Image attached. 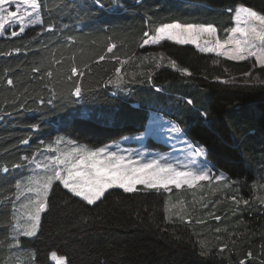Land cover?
Segmentation results:
<instances>
[{"label": "trees", "instance_id": "1", "mask_svg": "<svg viewBox=\"0 0 264 264\" xmlns=\"http://www.w3.org/2000/svg\"><path fill=\"white\" fill-rule=\"evenodd\" d=\"M100 3L103 7L95 0H42L44 24L52 31L36 26L15 38L0 37V264H6L13 248L7 198L14 200L23 174L13 167L20 157L57 135L90 146L118 141L145 130L152 110L179 123L194 144L203 145L215 169L240 184L241 191L230 197L236 194L248 205L219 202L207 224L198 221L199 211L169 220L166 193L156 190L112 189L102 202L88 205L54 187L38 235L21 238V246L34 253V264H52L53 251L67 257L68 264H264V209L253 199L264 173V83L255 80L264 81V70L253 69L250 61L219 58L214 63L217 57L193 46L164 42L140 47L146 17L152 27L174 21L214 24L225 37L224 30L234 24L225 9L248 6L264 13V0ZM111 44L116 47L108 53ZM142 53L151 58L144 75L128 78L123 87L108 83L121 61ZM160 53L164 66L156 68L152 56ZM170 60L192 75L169 67ZM73 63L84 74L69 80ZM249 71L253 75L245 82L243 74ZM76 83L82 87L80 98L71 95ZM25 138L28 144L21 143ZM217 227L223 229L217 232Z\"/></svg>", "mask_w": 264, "mask_h": 264}, {"label": "snow or ice", "instance_id": "2", "mask_svg": "<svg viewBox=\"0 0 264 264\" xmlns=\"http://www.w3.org/2000/svg\"><path fill=\"white\" fill-rule=\"evenodd\" d=\"M95 2L103 7L100 0ZM225 11L232 14L234 23L233 27L224 30L225 39L220 38V30L214 24L174 21L152 27L151 18L146 17L148 27L143 32L140 47L158 46L166 41L177 45H193L199 52L217 57L214 63H218L219 58L234 62L250 61L253 69L258 67L264 70V13L248 6L228 8ZM14 26L19 27L18 31L10 32L12 38L25 33L28 27L40 26L44 31L53 30L52 27H46L44 24L42 0H0V37L5 35L6 28ZM115 47V44H111L107 52L111 53ZM16 51L19 52L20 49ZM152 59L156 68L164 66L163 53L158 57L153 55ZM99 60H104V56H100ZM55 62L62 63L61 60ZM124 63L126 61L120 62L121 66L115 69V78L109 79L108 83L118 86L125 83L121 72ZM168 66L183 74L192 75L187 68H178L175 60H170ZM33 71L39 72L40 69L34 68ZM70 73L69 80L73 77L80 78L84 74L75 63ZM47 75L52 76V72L49 71ZM243 75L246 78L245 82H248L247 78L252 77L253 73L249 71ZM255 80L264 83L259 81L258 76ZM227 82L230 81H225ZM7 84L13 85V80L8 79ZM71 95L76 98L82 96V87L79 83L74 85ZM44 102L43 99L40 100L41 104ZM47 103L51 104L52 100H48ZM187 103L192 104V100H188ZM157 123H159L157 117H153L152 123L143 133L135 137H123L125 141L141 142V149L123 148L119 143L90 146L76 139L57 135L50 142L39 141L38 148L33 154L21 156L20 163L13 167L24 168L30 174L17 180L14 200L7 198L11 202L9 216L11 246H20L22 237L32 238L38 235L41 216L49 209V197L54 187H62L73 197L80 198L88 205H97L112 189H122L125 193L156 190L170 194L173 189H195L201 186L202 182L215 183L218 188L221 185L228 187L238 183L231 181L223 172L216 174L213 171L215 166L210 165L207 159V149L203 145L184 139L183 130L174 124L163 130L169 140L179 141L184 145L182 148L172 145L173 152L178 151L182 155L177 156L173 152L152 153L142 142L145 137L153 135L152 125ZM32 127L38 129L40 126L35 124ZM21 143L28 144L29 139L25 138ZM29 165L33 167L29 168ZM3 171L7 173L9 169L5 167ZM256 198L264 204V197ZM230 199L236 205L249 203L248 200L237 199L236 194ZM215 219L218 221L220 217L216 216ZM216 231L219 232L221 229L217 228ZM226 247V244L222 245L220 251L222 252ZM50 255L57 264H68L65 256H58L55 251ZM252 256V252L249 251L247 259L251 260ZM241 264L246 262L242 260Z\"/></svg>", "mask_w": 264, "mask_h": 264}, {"label": "rangeland", "instance_id": "3", "mask_svg": "<svg viewBox=\"0 0 264 264\" xmlns=\"http://www.w3.org/2000/svg\"><path fill=\"white\" fill-rule=\"evenodd\" d=\"M240 7V6H239ZM234 26V24H233ZM19 26H14L10 28H6V33L4 36L10 35V32L13 30L18 31ZM30 28V27H28ZM27 29V28H26ZM9 33V34H7ZM220 35V34H219ZM221 39H225V37H222L220 35ZM167 42V41H166ZM164 43V42H163ZM173 43V42H171ZM175 44V43H174ZM185 46H193V45H185ZM145 47H156V46H145ZM142 47V48H145ZM195 49L196 47L193 46ZM198 50V49H196ZM199 51V50H198ZM213 55V54H211ZM145 57H148V59H145ZM223 59V58H221ZM126 63L123 65V69H121L122 74L124 75V81L127 82L128 78L138 76V75H144L145 74V66L149 65V62L151 61V58L149 56H145V53H142L141 57L134 56L131 59H126ZM135 63V64H134ZM133 66V67H132ZM129 71H125V69H129ZM125 83L121 84L120 87H123ZM153 117H157L159 123L152 125L154 133L150 137H145V140L142 142L143 145L149 149L152 153H167V152H173L172 145L175 144L176 148H182L184 145L181 144L179 141H171L168 139V136L164 132V128L170 126L171 124L176 125L180 129L183 128V126H180L179 123L176 121L170 120L163 116L160 113H157L156 111H151L149 122L147 124V127L152 123ZM162 118V119H160ZM170 122V123H169ZM163 126V127H161ZM183 130V129H182ZM145 131V130H144ZM144 131L134 133L127 135V137H135L143 133ZM64 136V135H60ZM67 137V136H66ZM126 137V136H124ZM187 135H184V139L187 140ZM192 142V141H191ZM119 143L121 147L123 148H130V149H141L142 145L141 142H137L135 140H129L125 141L123 138H121L118 141H113L107 144H116ZM174 155L180 156L182 155L181 152H173ZM207 159H208V153H207ZM209 161V159H208ZM210 162V161H209ZM210 165H213L210 162ZM33 167L32 165H29V168ZM23 171V174H21V177L19 180H21L23 177H26L30 174V172L26 171L24 168H21ZM213 171L216 172V174H219V172H223L231 181H235L234 179L230 178L228 173L222 170H216L215 167ZM240 192V184H234L230 185L228 187H225L221 185L219 188L215 183L208 184L207 182H202L201 186H198L195 189H180L176 190L173 189L172 193H166V211L167 216L169 220H175L183 218L185 215H191V214H197L201 213L200 216H202V219H198V221H204L209 220L214 216V208L219 204V202H222L224 200H231L230 195L231 193H234L235 191ZM162 192V191H161ZM256 197H264V173L262 177L260 178V181L257 183V187L255 188L253 199ZM23 199V197H22ZM80 199V198H79ZM237 199H241L237 197ZM232 201V200H231ZM233 202V201H232ZM259 203H256L258 206L262 207L264 209V204L258 200ZM243 203H240L239 205H236L237 208ZM244 205V204H243ZM207 208V209H206ZM199 211V212H198ZM43 214V213H42ZM207 224H210V221H208ZM221 229L222 227H217ZM216 228V229H217ZM215 229V230H216ZM223 229V228H222ZM12 253L10 257L8 258L6 264H34L35 258L34 253L30 250H27L23 248L21 245L17 247L12 248ZM50 260L52 264H57L56 261L51 259Z\"/></svg>", "mask_w": 264, "mask_h": 264}, {"label": "crops", "instance_id": "4", "mask_svg": "<svg viewBox=\"0 0 264 264\" xmlns=\"http://www.w3.org/2000/svg\"><path fill=\"white\" fill-rule=\"evenodd\" d=\"M185 134V132H183ZM188 141H191L189 138H187Z\"/></svg>", "mask_w": 264, "mask_h": 264}]
</instances>
